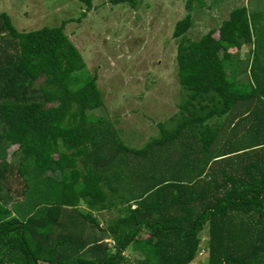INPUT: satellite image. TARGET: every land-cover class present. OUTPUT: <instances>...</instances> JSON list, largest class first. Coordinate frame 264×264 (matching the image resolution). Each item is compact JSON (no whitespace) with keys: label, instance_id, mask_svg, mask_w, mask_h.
I'll return each instance as SVG.
<instances>
[{"label":"trees","instance_id":"trees-1","mask_svg":"<svg viewBox=\"0 0 264 264\" xmlns=\"http://www.w3.org/2000/svg\"><path fill=\"white\" fill-rule=\"evenodd\" d=\"M202 6L184 0L171 32L177 110L139 146L93 114L102 98L71 19L18 31L0 13V264H189L204 224V264H264V47L243 6L189 39Z\"/></svg>","mask_w":264,"mask_h":264},{"label":"rangeland","instance_id":"rangeland-1","mask_svg":"<svg viewBox=\"0 0 264 264\" xmlns=\"http://www.w3.org/2000/svg\"><path fill=\"white\" fill-rule=\"evenodd\" d=\"M105 1L91 0L86 11L76 0H0V13L7 14L18 31L55 27L71 19L64 32L80 53L86 72L95 76L102 98V107L93 114L109 117L125 144L139 146L155 135L156 123L167 121L177 110L180 90L171 32L185 14L184 0H142L135 11ZM241 6L247 11L258 53L264 47V0H203L202 7L190 11L186 37L199 39ZM246 50L243 47L236 55L243 58ZM245 77L243 72L236 79ZM100 217L104 222L114 213ZM199 236L197 262L206 259L202 256L207 247L206 224Z\"/></svg>","mask_w":264,"mask_h":264},{"label":"crops","instance_id":"crops-1","mask_svg":"<svg viewBox=\"0 0 264 264\" xmlns=\"http://www.w3.org/2000/svg\"><path fill=\"white\" fill-rule=\"evenodd\" d=\"M241 49H243V47ZM246 49H247V47H246ZM247 52H248V49L246 50V55L243 58L238 57L239 63H238V67L236 69V74H235L236 78L238 75L242 74L243 72L246 75L245 79H241V81L242 80L247 81V74H246V69L248 68ZM237 81H240V80H237ZM204 255H206V254H203L202 256H204ZM199 256L201 257V255L196 256V258L189 264H204L206 259L205 260L203 259L200 262L196 261L197 257H199Z\"/></svg>","mask_w":264,"mask_h":264}]
</instances>
